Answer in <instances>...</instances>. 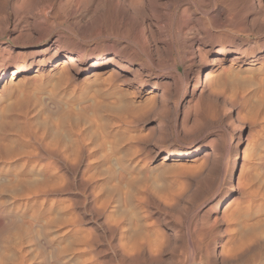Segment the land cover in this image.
I'll return each instance as SVG.
<instances>
[{
  "label": "rangeland",
  "instance_id": "obj_1",
  "mask_svg": "<svg viewBox=\"0 0 264 264\" xmlns=\"http://www.w3.org/2000/svg\"><path fill=\"white\" fill-rule=\"evenodd\" d=\"M76 1L0 0V264H264V0H156L147 46Z\"/></svg>",
  "mask_w": 264,
  "mask_h": 264
},
{
  "label": "bare ground",
  "instance_id": "obj_2",
  "mask_svg": "<svg viewBox=\"0 0 264 264\" xmlns=\"http://www.w3.org/2000/svg\"><path fill=\"white\" fill-rule=\"evenodd\" d=\"M20 1V0H19ZM43 1V0H42ZM76 1V0H75ZM78 1V0H77ZM77 1H76V3H73V4H71V6L69 7V6H67L68 7V9L70 10V12L72 13V14H74L76 11H75V9L77 10L78 9V7H77ZM84 1H86V0H84ZM87 1H89V0H87ZM92 1V0H91ZM156 0H99V1H97V10L99 11V13H100V16H98V18H97V22H98V24H99V26L100 27H103V26H106L107 24H108V26H106L105 28L103 27V29H104V31L107 33V30H112L113 31V29H115L116 30V32H119V31H121L122 33H126V34H129V35H133L132 36V38L134 37L135 38V41H137L139 44H141L142 46H145L146 44H148V43H150V41H151V27H150V17H149V19L147 18L148 16H150V10L153 8V9H155L154 8V2H155ZM26 2V1H25ZM68 2H70V1H68ZM80 1H78V3H79ZM82 3H83V1H81ZM217 2V1H216ZM222 2H224V1H222ZM256 2H260V0H247V1H245V5L244 6H246L247 8H249V9H255V7H256V5H255V3ZM17 3H18V0H17ZM21 3V2H20ZM19 3V4H20ZM85 3V2H84ZM83 3V4H84ZM156 3V2H155ZM23 4V3H22ZM67 4V3H66ZM80 4V3H79ZM78 4V5H79ZM83 4H80V5H82L83 6ZM69 5H70V3H69ZM85 5V4H84ZM258 5V4H257ZM20 6H21V4H20ZM15 7V6H14ZM13 7V8H14ZM17 7V6H16ZM15 7V8H16ZM66 7V8H67ZM49 8H50V6H49ZM106 8H109V12H111L112 11V15H110V16H114V19H111L110 18V20H108L107 18H105V17H107V16H104V11H105V9ZM8 9V8H7ZM24 9V8H23ZM31 9V8H30ZM33 9V8H32ZM15 10V9H14ZM13 10V11H14ZM57 10V9H56ZM69 10H68V12H69ZM159 10V9H158ZM225 10V9H224ZM16 12V17H17V12L19 13V11H17V9L15 10ZM107 11V10H106ZM140 11V12H139ZM148 11V13H146ZM189 11V10H188ZM226 11V10H225ZM58 12V11H57ZM135 12H137V14H138V12L139 13H142V12H144V13H142L141 14V16H142V18H140L139 20H138V16H137V18H135V19H137V21H135V19H134V21H133V16L134 15H136V13ZM159 12V11H158ZM15 13H14V15H15ZM35 13V12H34ZM160 13V12H159ZM163 13V12H162ZM20 14V13H19ZM71 14V15H72ZM114 14V15H113ZM119 14V16H117ZM75 15V14H74ZM99 15V14H98ZM107 15V14H106ZM148 15V16H147ZM153 15V14H152ZM19 16V15H18ZM108 16H109V14H108ZM109 16V17H110ZM158 16V15H157ZM163 16H164V14H163ZM168 16V15H167ZM227 16H228V14H227ZM230 16V15H229ZM15 17V16H14ZM20 17V16H19ZM25 17V16H24ZM170 17H171V15H170ZM190 17V16H189ZM113 18V17H112ZM158 18H159V16H158ZM164 18V17H163ZM162 18V19H163ZM18 19V18H17ZM190 19V18H189ZM228 19H230V18H228ZM254 19V18H253ZM4 20V19H3ZM15 20V19H14ZM159 20H161V19H159ZM184 20V19H183ZM193 20V19H192ZM191 20V21H192ZM227 20V19H226ZM19 21V20H18ZM23 22V24L25 25V26H27L28 27V25L29 24H27V20H25V21H22ZM163 22H165V21H163ZM194 22V21H193ZM198 22V21H197ZM190 23V22H189ZM188 23V24H189ZM165 24V23H164ZM185 24V21L182 23L181 22V19H179V21H178V23L176 24V26H177V28H178V30L179 29H181V27H183L182 25H184ZM187 24V23H186ZM185 24V25H186ZM32 25V24H31ZM168 25V24H167ZM195 25H197V23L195 24ZM162 26V25H161ZM166 26V25H165ZM164 26V27H165ZM175 26V27H176ZM188 26V25H187ZM186 26V27H187ZM99 27V28H100ZM163 27V26H162ZM176 28V29H177ZM31 29V28H30ZM102 29V30H103ZM183 29H185V28H183ZM2 30V29H1ZM198 30V29H197ZM108 31V32H109ZM163 31V30H162ZM180 31V30H179ZM188 31H190V32H192L193 33V28L191 27ZM30 32H32V31H29L28 33H26V35L27 36H30V37H28V39L29 38H31V35H30ZM104 32V33H105ZM158 32H159V30H158ZM183 33V32H182ZM189 33V32H188ZM199 33V32H198ZM103 34V33H102ZM108 34V33H107ZM109 34H114V32H111V33H109ZM179 34V33H178ZM181 34V33H180ZM186 34H187V32H186ZM185 34V35H186ZM25 35V36H26ZM106 35V34H105ZM118 35V34H117ZM117 35H115V36H117ZM154 35H156V34H154ZM153 35V37H155ZM177 35V34H176ZM190 35V34H189ZM195 37H197V35L196 34H193ZM26 36V37H27ZM109 36V35H108ZM107 36V37H108ZM112 36V35H111ZM178 36V39H180L179 38V35H177ZM182 36V35H181ZM186 36H188V35H186ZM191 36V35H190ZM212 35L211 34H209L208 35V38H210ZM214 36V35H213ZM37 37V36H36ZM106 37V36H105ZM129 37V36H128ZM194 37V38H195ZM221 37V36H220ZM19 38V37H18ZM156 38V37H155ZM155 38L153 39L154 41H155ZM183 38V37H182ZM197 40V39H196ZM195 41V40H194ZM224 41L225 42H229L228 41V39L227 38H225L224 39ZM155 43V42H154ZM114 44V43H113ZM193 44V46H195V43H192ZM115 45V44H114ZM111 46H112V44H111ZM147 46V45H146ZM201 45H200V42L198 43V46H197V49L196 50H192V55H193V57L191 58V61H192V63H194V64H197V63H199V61L201 60V58L202 57H204V55H205V53L203 52V50L201 49V47H200ZM58 46H57V42L56 41H53V42H51V44H49V46L46 48V49H44V50H53V54L54 53H56V51H57V48ZM113 47V46H112ZM149 47V46H148ZM155 48H157V47H155ZM117 49V48H116ZM193 49V48H192ZM118 51V50H117ZM228 50L226 49V48H223V47H219L218 49H217V51L215 52V54H214V56H212V57H210L208 60L206 59V63H207V65H216L217 64V62L219 61V56H221V55H223V54H225L226 52H227ZM206 52V51H205ZM79 55V54H78ZM100 55V54H99ZM98 55V56H99ZM106 55V54H105ZM5 57V55H3L1 52H0V86H1V84H2V82H3V78L5 77V75H7V73H9V72H11V75H12V77H14V75H16V74H19V73H22L23 71H24V69H25V66H21V65H15V67H14V69L13 70H11L12 69V67H11V65L10 64H7V63H5L6 62V60H10V58H8V57H11V59L12 58H15L14 56H12V55H8L6 58H4ZM77 56H76V54H73V52H68V55L67 56H65L63 59H61V60H59L58 62H56L54 65H53V68L55 69V68H61V70L63 69L64 71L66 70V72L67 71H71L73 68H74V65H75V62L77 61ZM100 58V57H99ZM129 58H130V56H129ZM129 58L127 59V63H130V60H129ZM5 59V60H4ZM102 60L104 59V62L99 66V67H97L96 68V70H94V71H92L90 74H89V77H91V78H97L98 76H100V75H102V74H106V73H110V78L111 77H116V76H118V74H119V72L121 71V69L123 68V66H124V64L125 63H122L121 62V59L119 58V55L117 54V52L116 53H114V54H112V55H110L109 57H107V58H101ZM198 59V60H197ZM237 59V57H234V58H232L231 59V61H234V60H236ZM233 63V62H232ZM31 64V63H30ZM28 68V67H27ZM208 70H209V68H208ZM208 70L202 75L204 78L209 74V72H208ZM123 71V70H122ZM121 74H122V72H121ZM201 78V74L200 73H198L197 75H196V82L198 81L199 82V79ZM119 80H121L120 78H118ZM134 79H135V76H134ZM111 80V79H110ZM133 80V79H132ZM121 81H123V82H125L126 80H121ZM127 81H128V79H127ZM130 81V80H129ZM128 81V82H129ZM153 90H158V88L157 87H154L153 88ZM163 106V105H162ZM143 108V107H142ZM132 123V122H131ZM76 130V129H75ZM43 140V139H42ZM69 150V149H68ZM196 149H193V150H186V151H182V152H168L164 157V160H169V159H171V158H173L175 161H183V160H186V159H191V158H193L194 157V155L196 154ZM207 155V154H206ZM205 155V156H206ZM235 164H236V161H235V163H234V166H233V168H232V170H231V172H230V180H229V183H232L233 182V169H234V167H235ZM72 167V166H71ZM65 184V183H64ZM178 197V196H177ZM146 202V201H145ZM174 202V201H173ZM173 204V203H172ZM101 205V204H100ZM103 205V204H102ZM101 207V206H100ZM104 207H105V205H104ZM172 208V207H171ZM95 211V210H94ZM223 212V211H222ZM69 224H70V222H69ZM84 224V223H83ZM65 225V224H64ZM203 226V225H202ZM203 228V227H202ZM38 231V230H37ZM92 232V231H91ZM88 233V232H87ZM90 234V233H89ZM84 235V234H83ZM151 235V234H150ZM155 235V234H154ZM121 236V235H120ZM93 237V236H92ZM89 238H91V237H89ZM126 238V237H125ZM157 238V237H156ZM15 239V238H14ZM94 239V238H93ZM122 239V238H121ZM121 239H119V241H118V246H121V243H122V241H121ZM129 239V238H128ZM259 239H263L264 240V231L260 234V238ZM259 239H256L255 241H253V245L256 243V242H258L259 241ZM156 240V239H155ZM153 241L154 242V244L156 245L157 243H156V241ZM93 241V240H92ZM123 241H124V239H123ZM147 241V240H146ZM158 241H159V239H158ZM157 241V242H158ZM162 241V240H161ZM161 241H160V243H161ZM75 242V241H74ZM152 242V241H151ZM86 243V242H85ZM149 243V242H148ZM20 244V243H19ZM43 244V243H42ZM150 244V243H149ZM148 244V245H149ZM153 244V245H154ZM246 244V243H245ZM249 244V243H248ZM125 245H127V244H125ZM125 245H124V248H125ZM131 245V244H130ZM140 245V244H139ZM148 245H146V246H148ZM64 246V245H63ZM76 246V245H75ZM132 246V245H131ZM150 246V245H149ZM158 246H159V248H161L160 247V245L158 244ZM251 246V245H250ZM122 247V246H121ZM120 247V248H121ZM153 247V246H152ZM154 247H156V246H154ZM76 248V247H75ZM74 248V249H75ZM82 248V247H81ZM80 248V249H81ZM123 248V247H122ZM135 248V247H134ZM133 247L131 248H128V249H126L127 250V252H129V250L131 251V249L133 250L134 249ZM142 248V247H141ZM157 248V247H156ZM159 248H157V249H159ZM76 249H78V248H76ZM118 249H119V247H118ZM149 249V248H148ZM153 249H155V248H153ZM126 250L125 249H123V250H121V253L122 254H124V253H126ZM136 250H138V249H136ZM139 250H141V249H139ZM82 251V250H81ZM149 251V250H148ZM158 251V250H157ZM206 251H208V250H206ZM98 252V251H97ZM153 253H154V251H152ZM132 253H134V252H131V255H132ZM152 253V254H153ZM157 253V252H156ZM150 256V255H149ZM19 261V260H18ZM80 261H81V259H80ZM102 262V261H101ZM157 262V261H156ZM58 264H59V262H58Z\"/></svg>",
  "mask_w": 264,
  "mask_h": 264
}]
</instances>
